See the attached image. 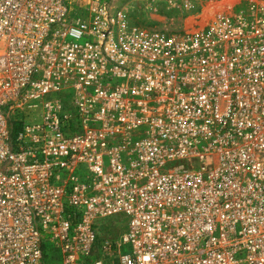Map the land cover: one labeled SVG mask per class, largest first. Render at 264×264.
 Instances as JSON below:
<instances>
[{
	"label": "built area",
	"instance_id": "built-area-1",
	"mask_svg": "<svg viewBox=\"0 0 264 264\" xmlns=\"http://www.w3.org/2000/svg\"><path fill=\"white\" fill-rule=\"evenodd\" d=\"M135 1L0 0V264H264V0Z\"/></svg>",
	"mask_w": 264,
	"mask_h": 264
},
{
	"label": "rangeland",
	"instance_id": "rangeland-1",
	"mask_svg": "<svg viewBox=\"0 0 264 264\" xmlns=\"http://www.w3.org/2000/svg\"><path fill=\"white\" fill-rule=\"evenodd\" d=\"M218 0H203L198 2L200 8L208 7L211 2ZM252 0H242V5ZM261 1V0H259ZM130 15L133 22L148 31H162L168 34H180L188 29L189 21L194 19L195 14L184 13L178 8L169 7L164 0H136L132 4ZM101 236L105 238L117 237L122 227L113 221H105L101 227Z\"/></svg>",
	"mask_w": 264,
	"mask_h": 264
},
{
	"label": "trees",
	"instance_id": "trees-1",
	"mask_svg": "<svg viewBox=\"0 0 264 264\" xmlns=\"http://www.w3.org/2000/svg\"><path fill=\"white\" fill-rule=\"evenodd\" d=\"M17 130H18L17 127L14 126V128H13V133L15 134Z\"/></svg>",
	"mask_w": 264,
	"mask_h": 264
}]
</instances>
